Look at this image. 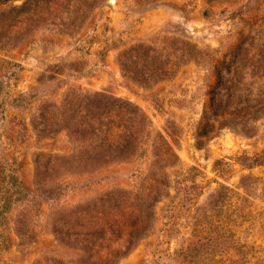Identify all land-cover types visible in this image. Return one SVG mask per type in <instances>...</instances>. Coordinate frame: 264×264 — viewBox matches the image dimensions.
I'll use <instances>...</instances> for the list:
<instances>
[{
  "label": "rangeland",
  "instance_id": "obj_1",
  "mask_svg": "<svg viewBox=\"0 0 264 264\" xmlns=\"http://www.w3.org/2000/svg\"><path fill=\"white\" fill-rule=\"evenodd\" d=\"M127 49L165 76L126 78ZM221 60L264 102V0L1 1L0 264H264V111L198 136ZM96 92L150 126L139 156L86 173L58 127Z\"/></svg>",
  "mask_w": 264,
  "mask_h": 264
},
{
  "label": "trees",
  "instance_id": "obj_2",
  "mask_svg": "<svg viewBox=\"0 0 264 264\" xmlns=\"http://www.w3.org/2000/svg\"><path fill=\"white\" fill-rule=\"evenodd\" d=\"M129 49L123 51L121 55L123 57L127 55V59H131L133 70H129L126 61L120 62L122 73L126 78L144 84L165 76L167 70L163 69L161 64L144 60L150 55L151 50H147L140 58L132 54L134 50ZM185 54L187 60H190L194 50L188 48ZM260 67L253 68L252 75L256 73L259 75ZM245 69L244 64L240 62L219 61L216 66V81L208 92L209 101L203 109L202 127L198 131V136H209L229 123L237 126L243 134L249 135L252 132L249 122L263 113L264 102L261 99L250 98L252 92L244 82ZM259 77L264 78V71ZM82 98L83 101L76 109L69 108L70 115L64 117L68 119H65L58 127L65 129L71 139L77 143L76 148L85 153L84 157L77 159V162L82 164L80 172H93L115 161L136 158L143 152L142 140L150 126V121L137 106L128 100L103 92H96L90 97ZM66 104L67 101L63 107ZM112 133H115V138H111ZM160 146L164 148L162 152L164 157L156 158V161L165 159L166 162H171L176 156L169 144L163 140ZM158 153H160L159 150ZM74 156L76 155L70 158L74 160ZM153 165H155L154 162ZM38 178L37 172L36 183ZM153 201H156V198L152 200V203ZM142 231L143 228L140 233ZM58 233H60L59 229H55L57 237Z\"/></svg>",
  "mask_w": 264,
  "mask_h": 264
}]
</instances>
